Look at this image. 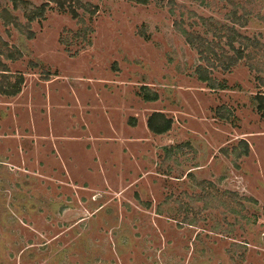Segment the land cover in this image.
<instances>
[{
    "label": "rangeland",
    "instance_id": "rangeland-1",
    "mask_svg": "<svg viewBox=\"0 0 264 264\" xmlns=\"http://www.w3.org/2000/svg\"><path fill=\"white\" fill-rule=\"evenodd\" d=\"M2 65L0 264H264V0H0Z\"/></svg>",
    "mask_w": 264,
    "mask_h": 264
},
{
    "label": "trees",
    "instance_id": "trees-1",
    "mask_svg": "<svg viewBox=\"0 0 264 264\" xmlns=\"http://www.w3.org/2000/svg\"><path fill=\"white\" fill-rule=\"evenodd\" d=\"M130 1H135L136 3H139L140 5H147L151 1H154V0H130ZM38 12L39 13H37L38 15H36V17L31 16L29 19L33 21L35 19L42 18L44 9H39ZM73 13L76 14V12H72V14ZM232 15L236 16V13H233ZM235 18L233 20V24L234 25L240 24L239 20ZM178 30L180 31V34L183 35V37L185 38V40L187 41L189 45L194 44V41L192 39L194 37L189 31H187V29H183L182 27H179ZM224 30H226L225 27H224ZM234 30H235L234 28H231V30L227 28V31L230 33L231 38H234ZM240 40H241L242 46L248 45V42H252L248 38L241 37V36H240ZM6 58L8 60H16L13 53L11 52L6 55ZM8 72L9 71L6 70L5 67L2 65L0 69V75L4 76L3 77L4 80L2 81V84L0 85V93L6 97H15L21 93V88L24 83L23 77H20V76H19L20 78L17 77V79L12 83L10 82L11 80H9V78L6 77L8 75L7 74ZM197 72H202V74L198 73L200 74L199 80H201L202 82H208L210 80V78L207 75H205L203 71L198 70ZM208 85L213 89L216 88V85H213V83H209ZM140 95L146 102H156L158 100V95L156 93H153V94L150 93L149 90L145 87L142 88V93ZM252 101H253V105L256 111L264 114V93L256 94L252 98ZM147 126L152 134L161 136V135L168 133L171 130L172 121L166 118V116L163 113L155 112L154 114L149 116ZM164 150L166 153L167 152L170 153L171 151L173 152V151H176L177 149L174 147H169V148H165ZM248 153L249 151H248L247 145H245L244 152L242 153L241 156H247Z\"/></svg>",
    "mask_w": 264,
    "mask_h": 264
}]
</instances>
